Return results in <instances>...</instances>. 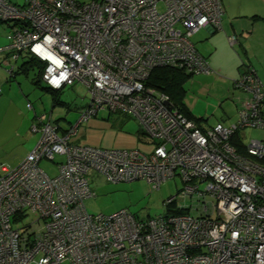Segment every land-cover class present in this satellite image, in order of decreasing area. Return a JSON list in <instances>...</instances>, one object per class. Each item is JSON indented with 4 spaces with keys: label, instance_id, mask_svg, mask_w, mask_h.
Instances as JSON below:
<instances>
[{
    "label": "built area",
    "instance_id": "1",
    "mask_svg": "<svg viewBox=\"0 0 264 264\" xmlns=\"http://www.w3.org/2000/svg\"><path fill=\"white\" fill-rule=\"evenodd\" d=\"M223 12L222 0H0V21L10 25L0 51L11 61L28 54L43 62L41 81L50 89L79 82L89 93L63 132L50 114L35 113V145L0 175V264H264V140L243 141L245 130H264V84L255 69L232 82L244 97L227 124L200 125L146 84L160 66L212 73L192 36L205 26L220 30ZM100 110L134 117L151 151L73 143L79 125ZM41 160L55 164L54 175ZM93 173L152 188L178 175L185 187L165 205L194 196L197 214L89 213Z\"/></svg>",
    "mask_w": 264,
    "mask_h": 264
},
{
    "label": "rangeland",
    "instance_id": "2",
    "mask_svg": "<svg viewBox=\"0 0 264 264\" xmlns=\"http://www.w3.org/2000/svg\"><path fill=\"white\" fill-rule=\"evenodd\" d=\"M24 2L25 0H15L16 5H22ZM6 28L7 23H0V32ZM21 60L22 58L9 64H14L17 67ZM10 66H3L6 71L0 82L3 85L0 96L4 100V102H1L0 108L6 111V116L0 115V120L5 121L7 117L12 118L15 126H0V175L6 174L17 165L29 144L33 140L34 143L37 141L38 135L30 131V126H17L19 116L13 115L15 111L24 113L21 116L25 117L32 116L33 112L37 114L46 112L51 114L52 119H57L61 126L69 127L70 124L75 123L81 110L89 101L87 89L83 84L77 82L72 86H65L61 89V100L68 102L70 104L69 108L65 104L59 103L52 106L50 94L40 88L46 85L43 82H40L39 86L33 83L32 78L35 76L33 72L30 71L28 76L21 73L17 74L10 80L8 72ZM201 76L204 78L202 79ZM183 87V90H185L184 104L192 109L193 115L201 119L202 124H214L223 120L225 115L223 111L226 108L225 102H228L225 98L229 95L223 92L221 80L216 79L215 76L209 78L204 74H193L188 77ZM228 98L231 100V96ZM27 103H31L33 108H27ZM138 130L147 140L148 138L144 136L143 130L134 117L125 115L120 111L100 110L96 115L91 116L79 125L78 132L73 139L76 138L81 144H89L95 147L111 149L137 148L148 153L153 148V144L147 143L148 140L144 142L138 139ZM243 133L245 143L250 139L264 140V130L262 129L250 128ZM39 166L44 168L50 175L55 174L56 170L53 162L41 160ZM89 183L93 195L84 201L89 213L110 214L124 208L141 220L176 212H187L188 210L192 214H197L194 196L180 198L178 195L173 204L168 207L165 205L168 198L176 196L185 187V183L178 175L162 182L159 188H152L142 179L109 182L97 173L89 176ZM197 183V180H193L188 184ZM204 186V182L199 183L200 190ZM177 206H183L186 209L177 210Z\"/></svg>",
    "mask_w": 264,
    "mask_h": 264
},
{
    "label": "crops",
    "instance_id": "3",
    "mask_svg": "<svg viewBox=\"0 0 264 264\" xmlns=\"http://www.w3.org/2000/svg\"><path fill=\"white\" fill-rule=\"evenodd\" d=\"M9 1L15 4V0ZM222 3L224 12L221 29L216 30L211 26L202 27L192 36V41L196 50L209 61L213 70L212 73L204 75L209 78L215 76L216 79L221 80L223 92L231 96V100H229V96L225 98L228 102H225L226 108H223L225 115L223 116V120H221L222 123L227 124L235 119L239 104L244 97L239 90L234 89L232 86V82L241 74L244 68L247 66L253 67L264 84V0H222ZM0 23L4 22L0 21ZM9 29V25L7 24V28L0 32V47H5L8 44L6 35ZM229 36H235L233 43L228 41ZM10 62L12 61L9 59L8 52H0V82L6 71L3 66L11 65L12 70L17 68L14 64H9ZM8 72L10 74V68ZM201 77L202 79L204 78L203 76ZM9 79L11 80L10 77ZM211 87L213 88V86ZM40 88L47 91L43 87ZM2 91L3 85L0 83V95ZM49 94L52 106L57 105V103H53L51 93ZM59 99L61 100L60 96ZM1 102H4V100L0 96V105ZM61 104H65L68 108L70 105L66 101H63ZM186 106L193 114L192 109L188 105ZM35 113L33 112L32 116L25 117L21 116L24 113L15 111L13 115L19 116L17 126H31L34 122ZM0 115L6 116V111L2 110V108H0ZM52 120L57 123L59 132H63L68 128V126H61L57 119ZM0 126H15L14 119L7 117L5 121L0 120ZM137 137L147 142L140 133V130L137 131ZM71 140L73 143L80 145H89L81 144L76 138H72ZM33 143L34 140L31 142L32 145L29 144L24 155L20 157V161L33 148L35 145ZM58 159L61 160L62 158L59 157Z\"/></svg>",
    "mask_w": 264,
    "mask_h": 264
},
{
    "label": "trees",
    "instance_id": "4",
    "mask_svg": "<svg viewBox=\"0 0 264 264\" xmlns=\"http://www.w3.org/2000/svg\"><path fill=\"white\" fill-rule=\"evenodd\" d=\"M21 58L22 60L20 64L17 65L16 69L11 70L9 77L10 78L15 77V75L20 74V73L28 76L29 72L31 71L35 75L32 78L33 83L39 86L40 82H42L41 74L44 69L43 62H41L40 60L28 54L23 55ZM191 75L193 74L188 73L178 67L160 66V67L154 68L150 72L146 80V84L156 87L162 90L163 92L167 93L170 97V100L174 104V106L184 116H186L188 119H193L195 122L201 125V119L196 118L195 115H193L192 112H190V110L187 108V106L183 102V96L185 94V90H183L184 89L183 85L185 81L188 79V77ZM43 88L47 89V91L51 93V96L53 98V103H59V104L63 103V101L59 99L61 90H53L47 86H43ZM217 122H221V121H217ZM208 125H212V124H208ZM232 143L237 146L238 150L240 151L242 150L243 146L241 144V139L237 134L234 136ZM171 204L173 203H170L166 206L168 207Z\"/></svg>",
    "mask_w": 264,
    "mask_h": 264
},
{
    "label": "bare ground",
    "instance_id": "5",
    "mask_svg": "<svg viewBox=\"0 0 264 264\" xmlns=\"http://www.w3.org/2000/svg\"><path fill=\"white\" fill-rule=\"evenodd\" d=\"M10 26V25H9ZM13 63H14V61H13Z\"/></svg>",
    "mask_w": 264,
    "mask_h": 264
}]
</instances>
